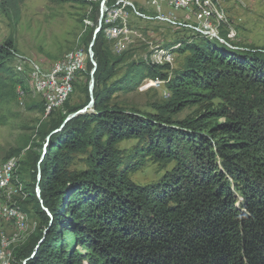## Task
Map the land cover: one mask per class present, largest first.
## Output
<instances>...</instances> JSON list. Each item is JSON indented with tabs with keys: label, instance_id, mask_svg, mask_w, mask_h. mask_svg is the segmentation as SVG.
Segmentation results:
<instances>
[{
	"label": "trees",
	"instance_id": "16d2710c",
	"mask_svg": "<svg viewBox=\"0 0 264 264\" xmlns=\"http://www.w3.org/2000/svg\"><path fill=\"white\" fill-rule=\"evenodd\" d=\"M23 1L0 8L16 22ZM52 1L91 4L96 21L99 3ZM103 24L91 46L101 85L91 108L56 132L84 106L67 98L64 114L52 108L37 131L46 146L22 163L40 170L34 185L21 183L37 225L10 264H264V47L196 34L165 45L185 55L172 76L169 63L123 53L113 63L127 62L125 73L106 85L116 73L102 51ZM13 50L11 39L0 44V101L29 91L8 65ZM145 79L163 80L167 97L149 111L113 102ZM128 140L139 148L124 161L118 144ZM145 160L173 165L137 184L130 174Z\"/></svg>",
	"mask_w": 264,
	"mask_h": 264
},
{
	"label": "rangeland",
	"instance_id": "374dc122",
	"mask_svg": "<svg viewBox=\"0 0 264 264\" xmlns=\"http://www.w3.org/2000/svg\"><path fill=\"white\" fill-rule=\"evenodd\" d=\"M88 1L100 4L94 22V10L91 4L24 0L16 22L0 8V44L8 39L13 41V56L8 61V65L26 76L29 87L28 93L18 94L14 99L8 98L0 101V164L9 158H14L18 163H21L20 168H16L13 172L10 188L16 189L17 192L15 190V194L8 195V205H13L23 215L21 223L5 222L0 219V235L3 242V248H0V264H10L14 248L22 245L34 233L37 225L31 205L25 204L23 201L26 198V192L21 185H34L38 169H32L30 165L22 163L26 161L30 152L37 153L44 146L38 140L37 131L40 123L46 119V114L45 111L41 112L40 110L45 108L44 100L41 95L34 92L29 73L34 65H38L45 71L54 62L61 60L66 53L81 50L85 59L83 67L80 73L75 76L72 90L66 97L67 101L65 99L64 102L66 101L65 104L69 106L87 105L90 99L88 86L92 68L88 53L91 42L89 35L98 24L102 0ZM131 1L140 6L138 8L144 9V0ZM218 11L221 20L217 26V34L218 37H222L220 33L224 32L228 39L226 45L264 47V0H219ZM130 18L131 24L133 28L137 29V32L129 35L128 44L123 52L113 53V43L101 39L102 51L107 55L108 69L112 67V72L116 73L106 82V85L121 78L125 73L127 62L124 64L113 63V59L123 53H126L130 60L146 61L155 50L163 49L174 58V60L172 58V62H169L168 75L172 76L175 71L180 69L185 55L175 53L171 48L177 47L179 41L191 40L196 34L191 30H171L161 25L150 24L134 16ZM104 19L102 17V20ZM169 43L173 44L171 50L165 47ZM92 59L95 61L93 57ZM151 80H143L134 92L115 94L113 102L125 107H134L140 111H149L153 102L163 100L168 95L164 85L143 86ZM98 90H101V85L93 83L92 95ZM62 103L54 109L61 110V113L64 114ZM192 111L193 109L184 110L179 114V118ZM138 146L139 144L135 140L123 141L118 144L124 161L131 157L132 153L139 148ZM41 159L42 155L39 156V161ZM172 165L173 163L159 165L151 160H145L130 174V179L137 184L153 183L161 177L164 170L170 169ZM74 167L80 168L83 165L81 161H75ZM17 171H19L18 174ZM10 188L7 189V193L12 192ZM0 198L4 203L3 196Z\"/></svg>",
	"mask_w": 264,
	"mask_h": 264
},
{
	"label": "built area",
	"instance_id": "2783aa9c",
	"mask_svg": "<svg viewBox=\"0 0 264 264\" xmlns=\"http://www.w3.org/2000/svg\"><path fill=\"white\" fill-rule=\"evenodd\" d=\"M143 8L136 5L131 0H104L101 4V12L106 15V7H114V17H107L108 29L102 31L103 37L113 43V53L120 54L128 44L130 34L137 32L131 24V16L141 19L144 22L161 25L171 30H189L190 28H201L203 24H211L210 36H216L215 21H206L205 16L198 10H191L189 0H144ZM221 39L226 44V38L216 37ZM81 55L82 51H78L76 57V73H68L65 67L60 64H52L50 67H55V74H48L47 70H42L36 65L38 77H41L42 88L48 101V108L54 101L59 100L60 94L64 90V86H73L75 76L81 71ZM174 60V58H173ZM172 62V60H171ZM163 86V80H151L143 86ZM4 182V175L0 171V196H4V205H0V219L5 222L16 223L20 219L18 212H13V205H8V195H13L12 192L1 193V184ZM0 248H3L0 235Z\"/></svg>",
	"mask_w": 264,
	"mask_h": 264
},
{
	"label": "bare ground",
	"instance_id": "6f19581e",
	"mask_svg": "<svg viewBox=\"0 0 264 264\" xmlns=\"http://www.w3.org/2000/svg\"><path fill=\"white\" fill-rule=\"evenodd\" d=\"M218 1L219 0H189V6H190L191 10H198L201 14H203L205 16L206 21H215L216 36H210L211 24H203V31L201 30V28H190L189 30L193 31L195 34L200 35V36H206V37H210L213 39L218 37L217 26L219 25L218 23L221 20L220 13L218 11ZM107 17H114V7H107L106 8V17L104 19V24H105L104 31H107V29H108ZM219 40L221 42H224L221 39H219ZM78 51L79 50L70 51V52L66 53L61 60L56 61L53 64H60L61 67H65V69L67 70L68 73H76V57L78 55ZM148 58L149 59L146 60L147 62L154 63V64H164V63L171 62L173 57L171 54L166 53V51H164L163 49H157L153 53H151V55H149ZM84 60H85L84 55L82 53V55H81V69L83 67ZM48 74H55V67H50L48 69ZM29 77H30V81H31L34 92L41 95V97L44 100L45 114L49 113L52 108L58 107L59 104L64 102V100L66 99V97L68 96V94L72 90V86H64V90L60 94L59 100L54 101L53 104H51L48 108L47 96L45 93V89L42 88L41 77H38V73L36 72V65H34L31 68V71L29 73ZM17 167H18V162L14 158H9L8 160H6L0 164V171L2 170V174L4 175V182H2V184H1V193H3V191H5L7 193V189L10 188V186L12 184L11 179H12V176L14 174L13 172ZM10 189H12V188H10ZM21 191H23V190H21ZM16 192H17V190H16ZM14 194H15V192H14ZM24 197H22V198H24ZM3 198H4V196H3ZM2 201L0 198V205H4V203ZM8 201H9V197H8ZM10 202L12 203V201H10ZM13 212H18L17 208L13 207ZM18 213L21 217L17 223H21L23 215L21 214L22 212L21 213L18 212Z\"/></svg>",
	"mask_w": 264,
	"mask_h": 264
},
{
	"label": "water",
	"instance_id": "95a60500",
	"mask_svg": "<svg viewBox=\"0 0 264 264\" xmlns=\"http://www.w3.org/2000/svg\"><path fill=\"white\" fill-rule=\"evenodd\" d=\"M103 3H104V0L101 1V4H103ZM102 17H103V14H102V12L100 11V17H99V19H98V24H97L96 28H95L94 31H93L92 40H91V42H90V44H89V49H88V53H89V57H90V61H91V64H92V68H91V72H90V74H91V79H90L89 86H88L89 94H90L89 102L87 103V105H85V106L82 107L81 109H78V110L72 112L71 114H69L68 116H66L65 119L63 120L62 124L60 125V127H59L58 129H55L53 132L58 131V130L63 126V124H64L65 122H67L70 118L76 116L77 114H80V113H83V112L87 111L88 108H91V106H92V104H93L94 99H93V95H92V90H93V83H94V80H93V77H92V76H93V74H94V72H95L97 66H96V62L92 59V57H93V53H92V50H91V46H92V44H93V41H94V39H95L96 34L100 31ZM47 141H48V137L46 138V142H45L44 146H46ZM39 177H40V170L38 169V172H37V181H38ZM35 191H36V196L39 198V189H38V186H36ZM44 209H45V208H44ZM45 210H46V209H45ZM46 211H47V210H46Z\"/></svg>",
	"mask_w": 264,
	"mask_h": 264
}]
</instances>
